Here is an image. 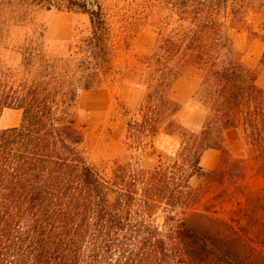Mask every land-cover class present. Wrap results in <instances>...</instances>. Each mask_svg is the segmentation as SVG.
Here are the masks:
<instances>
[{"label": "trees", "instance_id": "obj_1", "mask_svg": "<svg viewBox=\"0 0 264 264\" xmlns=\"http://www.w3.org/2000/svg\"><path fill=\"white\" fill-rule=\"evenodd\" d=\"M36 8L85 15L88 28L53 54L36 24L13 47L14 65L0 58V116L21 113L17 127L0 131V264H264V193L248 191L250 173L229 162L224 140L241 132L264 177V90L230 36L259 16L249 35L264 44V0H151L156 37L141 58L144 96L125 141L144 151L162 129L180 144L168 166L119 164L108 180L85 160L77 125L80 96L111 66L100 0H0V45ZM185 67L201 74L192 96L205 114L198 133L178 122L171 96ZM207 150L220 153L212 171L200 166ZM224 204L235 206L227 218L215 209Z\"/></svg>", "mask_w": 264, "mask_h": 264}, {"label": "rangeland", "instance_id": "obj_2", "mask_svg": "<svg viewBox=\"0 0 264 264\" xmlns=\"http://www.w3.org/2000/svg\"><path fill=\"white\" fill-rule=\"evenodd\" d=\"M109 28V52L111 66L102 85L94 91L83 93L77 105V125L84 135L81 147L87 163L99 176L108 180L116 165L131 163L145 171L159 165L168 166L179 148V138L169 136L161 129L151 148L144 151L130 149L125 141L126 124L138 119V106L144 96L141 58L150 53L156 37V26L150 11L151 0H100ZM27 27L14 28L10 37L0 45V58L14 65V46L30 35L36 24L44 25L46 39L53 54H63L68 44L88 28V17L79 13L66 12L62 8L34 9L28 16ZM262 17L250 16L243 28L231 29L235 49L241 54L243 64L256 72L257 85L264 90V68L259 65L264 44L253 39L249 31H258ZM201 74L194 68L185 67L175 82L171 96L180 104L178 122L189 132L198 133L204 122L203 110L192 102V96L200 83ZM21 120L19 111L5 110L0 116V131L17 127ZM231 164L244 162L250 177L256 176L255 162L247 152L244 135L239 131L224 137ZM260 176V175H258ZM262 177V176H260ZM264 179V177H262ZM201 182L190 181L197 189ZM227 189L231 191L232 184ZM217 192V191H216ZM215 192V193H216ZM212 195L202 200L198 211H202ZM219 216L227 218L235 206H216Z\"/></svg>", "mask_w": 264, "mask_h": 264}, {"label": "crops", "instance_id": "obj_3", "mask_svg": "<svg viewBox=\"0 0 264 264\" xmlns=\"http://www.w3.org/2000/svg\"><path fill=\"white\" fill-rule=\"evenodd\" d=\"M229 132L231 131H226L224 133V137L227 136V133ZM219 161H220V153L218 151L207 150L201 158L200 166L205 171H212L218 166ZM246 187L248 191L252 193H261V192L264 193L263 191L264 190V179L258 175L250 177L246 181ZM257 220L259 223L264 224V211H261L258 213Z\"/></svg>", "mask_w": 264, "mask_h": 264}]
</instances>
